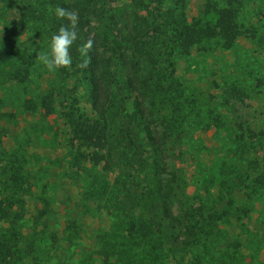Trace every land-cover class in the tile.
<instances>
[{"label":"trees","instance_id":"16d2710c","mask_svg":"<svg viewBox=\"0 0 264 264\" xmlns=\"http://www.w3.org/2000/svg\"><path fill=\"white\" fill-rule=\"evenodd\" d=\"M130 1L124 18L118 19L121 15L108 0H0L2 9L13 4L20 11L17 20H8L16 38L5 45L0 42V91H24L40 70L41 52L30 39L39 33L48 46L61 24L52 15L55 7L76 12L73 63L55 73L83 89L78 101L58 111L61 91L49 87L37 98H21L19 106L37 110L44 118L59 114L71 149L83 151L94 168L103 164L106 173L118 172L127 188L124 201L119 196L109 201L114 205L116 239H103L100 248L96 246L100 264H245L242 239L233 235L230 241L221 224L231 223L237 192H243L244 201L254 207L264 189V135L258 143L245 138L232 141L234 160L216 185L226 196L224 201L211 197L209 187L215 180L204 184L205 190L194 200L184 170L166 158L177 144L188 146L189 121L195 120L201 129L208 124L194 116L192 106L180 102L181 84L174 75L179 56L210 44L234 49L244 33L246 0H223L221 9L208 4L206 19L192 27L185 23L187 8L181 0H162L165 5L158 7L156 16L143 13L148 0ZM24 35L29 40L20 41ZM89 39L92 48L82 56L80 48ZM7 100L0 97V124L15 116V103ZM5 134L0 126V264H62L50 260L60 247L59 235L48 223L24 236L23 214L14 206L24 210L25 196L38 186L39 178L25 172L30 161L23 147L1 150ZM245 163L249 174L244 173ZM92 188L100 200L107 193L106 187L101 194L94 184ZM44 213L45 209L42 217ZM221 240L228 243L224 251L218 250ZM90 259L63 263L90 264Z\"/></svg>","mask_w":264,"mask_h":264},{"label":"rangeland","instance_id":"374dc122","mask_svg":"<svg viewBox=\"0 0 264 264\" xmlns=\"http://www.w3.org/2000/svg\"><path fill=\"white\" fill-rule=\"evenodd\" d=\"M181 1L187 8L185 23L191 27L206 19L208 4L218 9L224 4L223 0ZM108 2L121 15L118 19L124 18L131 3L130 0ZM162 2L148 0L143 13L156 16L158 7L165 5ZM11 5L6 10L0 5V42L3 45L16 38L10 34L8 20H17L20 11ZM242 16L244 33L234 49L224 50L216 44L198 46L189 54L179 56L174 72L181 84V104L192 106L194 116H199L204 123L208 121L202 129L195 120L189 121L191 137L188 146L177 144L166 158L184 170L190 181L189 194L194 200L205 190L204 184L210 185L215 180L209 187L211 197L216 202L224 201L226 196H222L216 185L224 179L226 166L234 160L232 141L239 142L245 138L258 143L264 135V0H246ZM26 40H29L27 35L20 37V41ZM30 41L37 52L47 51L39 33ZM39 64L40 70L24 91H0V97H7V101L15 103L16 107L13 110L15 116L0 124L6 133L2 137L1 150L11 152L23 147L30 161L25 172L39 178L38 186L25 196L24 210H17L14 206V211L23 214L19 220L25 237L34 235L46 223L52 227V232L57 231L60 248L58 255H50L52 263L62 260L64 264L67 259L82 261L92 256L90 264H100V256L95 252L103 239L110 242L116 239L114 205L109 201L117 196L124 201L127 188L123 187L118 172L106 173L103 164L94 168L87 162L83 151L71 149L67 129L59 114L44 118L37 110L26 111L19 106L21 98H37L53 87L61 91L56 103L59 111L68 106L72 108L78 101L76 97L79 98L83 92L73 79L63 81L41 61ZM243 168L246 169L244 173L249 174L250 168L246 163ZM92 184L99 189V194L106 187L105 196H99L102 200L93 194ZM242 193L237 192L239 198L234 205L231 223L221 224V227L229 231L230 241L233 235L242 239L245 264H264V189L259 190L254 207L244 201ZM44 209L46 213L42 217ZM37 216L39 223H34ZM3 227L6 226L1 229ZM227 244L226 240H221L218 250H226Z\"/></svg>","mask_w":264,"mask_h":264},{"label":"clouds","instance_id":"9594fccd","mask_svg":"<svg viewBox=\"0 0 264 264\" xmlns=\"http://www.w3.org/2000/svg\"><path fill=\"white\" fill-rule=\"evenodd\" d=\"M52 15L60 21V27L51 34L47 51L40 55V60L49 71L70 67L73 58L70 49L78 39V15L64 7H55ZM93 41L87 40L80 48L82 56H87ZM87 61H85V64Z\"/></svg>","mask_w":264,"mask_h":264}]
</instances>
